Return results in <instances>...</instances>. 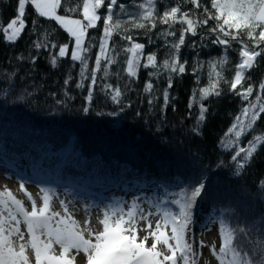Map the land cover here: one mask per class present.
<instances>
[{
  "label": "trees",
  "instance_id": "trees-1",
  "mask_svg": "<svg viewBox=\"0 0 264 264\" xmlns=\"http://www.w3.org/2000/svg\"><path fill=\"white\" fill-rule=\"evenodd\" d=\"M128 11L134 8L138 0H119ZM176 0H159L156 12L159 16ZM82 0H62V14L80 17ZM107 3V2H106ZM210 6L209 0H203ZM193 9L191 4H183L182 10ZM101 14L104 9H101ZM199 14L202 10H196ZM17 14V0H0V24L7 23ZM33 18L38 25L33 24ZM27 27L21 37L9 44L0 33V158L15 163L19 169L31 156L39 155V149L49 146L52 157H42L35 163V170L41 177L49 180L59 179L61 183L84 185L78 181L79 170L75 166H57L61 163L56 153L72 144L74 151L89 160L99 157L105 164L113 162L126 166L113 187L122 188L126 193L141 191V186H153L170 193L181 189H191L197 183L205 184V191L198 198L193 209L196 215V230L203 229L211 223L212 217L222 213L241 227H264V189L258 188L264 180V146H261L245 171L236 176L230 161L232 152L220 147V141L239 114L243 104L239 96L227 91L228 85L221 84L222 95L210 96L204 101L209 110L206 120L196 132L199 104L193 103L189 108L193 93L207 86L206 74L200 69L193 75V68L203 61L215 60L223 55L219 45L210 42L200 46L199 37L186 36V44L197 41V48L183 47L187 56L186 72L182 75L172 74L173 86L169 89L170 101L165 107L162 92L167 86V73L149 77L154 69L140 68L138 79H129L125 72L126 58L122 49L127 41L121 37L131 34L136 42L145 44L146 55L157 53V63L164 59L166 48L159 47V41L152 37L137 36L135 32H115L110 46L117 49V63L109 69V78L101 79L103 72L98 73V82L93 93L91 104L87 103L89 80L84 88H77L79 81V63L72 62L70 57L62 58L56 67L50 66L49 52L58 48L36 49L33 42L46 41L58 46L72 42L68 34L59 28L54 21L39 18L31 6H26ZM214 24V22H210ZM164 26H160L163 29ZM181 25H175L177 37ZM103 19L96 29H89L92 44L96 45L89 53V69L94 67L98 51L99 37L102 34ZM162 32V31H161ZM170 39L169 37H167ZM214 37H207L210 41ZM264 47V45H261ZM239 44L233 43L228 50L230 64L224 70L226 79L234 76V65L238 60ZM23 55L24 60L17 57ZM36 62H31L32 57ZM143 63V61H142ZM15 73V75H13ZM246 76L251 80L254 92L251 99L261 93L258 85L264 82V57L258 58L257 67ZM71 80L65 85V79ZM151 80L154 88L151 94L143 92L145 83ZM119 85L124 91L121 105L114 104L101 90L103 83ZM125 85H128L125 90ZM155 97L152 105L147 101ZM60 101V103H57ZM130 105V106H129ZM88 107V111L83 109ZM264 134V113L261 114L254 130L242 138L241 145L247 143L254 135ZM223 162V164H221ZM80 177V176H79ZM135 188V189H132ZM116 189V188H115ZM130 191V192H129ZM200 206L206 211L202 213ZM216 224V223H215ZM218 229V224H216ZM219 234V232H218ZM197 243V242H196ZM221 245V238L217 248ZM259 257V252L256 253ZM218 262V261H217Z\"/></svg>",
  "mask_w": 264,
  "mask_h": 264
},
{
  "label": "snow or ice",
  "instance_id": "snow-or-ice-1",
  "mask_svg": "<svg viewBox=\"0 0 264 264\" xmlns=\"http://www.w3.org/2000/svg\"><path fill=\"white\" fill-rule=\"evenodd\" d=\"M159 0H138L134 5L135 12H129L127 6L119 0H82L81 18H71L68 14H58L62 8V0H17V14L7 23L0 24V33L9 44H14L24 33L27 22L26 6H31L35 16L54 21L65 31L72 47L70 60L80 66L77 88L85 87L89 80L87 103L91 104L93 93L98 82V73L103 72L101 79L112 75L110 67L117 63L119 52L110 46L115 32L122 24H130L133 29H143L151 32L157 23L167 25V29L159 35L164 38V44L169 49L166 58L157 63V53L151 52L145 56V44L136 42L131 34L122 36L127 41L122 51L127 55L124 72L129 79H138L141 67L154 69L149 77L167 73V86L162 92L163 103L166 107L171 99L169 89L173 86L172 74L182 75L186 72L187 60L181 62V50L187 46L197 48V41L186 44V36L199 37L200 46L210 42L223 49V55L208 62V85L193 93L189 108L193 103L199 104L196 132L205 122L209 111L205 105L210 96L222 95L221 84L228 85L227 91L239 96L243 107L234 122L220 141V147L226 152H232L230 161L233 174L241 175L249 166L251 160L261 146H264V134H256L246 144L242 138L254 130L262 113H264V95H256L251 99L254 86L251 77L246 76L257 67L258 58L264 57V0H209L206 6L203 0H176L174 6L167 7L159 16L156 6ZM183 4L193 5V9L182 10ZM101 9L104 13L101 14ZM196 10H202L199 14ZM127 17L122 21L121 17ZM103 19L102 34L99 37L98 51L94 59V67L89 69V53L96 45L92 44L89 29H96L98 22ZM214 22V24H210ZM33 24L38 20L33 18ZM181 25L179 36L172 42L167 37H177L175 25ZM129 32L128 27L123 28ZM214 37L210 41L207 37ZM149 42H153L151 38ZM233 43L239 44L238 60L234 65V76L228 80L224 76L226 66L230 64L228 50ZM36 49H57L49 52L50 66L56 67L62 58L69 57V43L57 45L46 41L33 42ZM24 60L23 55L17 57ZM143 61V63H142ZM35 64L36 57L31 58ZM204 67L199 64L193 68V75ZM15 75V73H13ZM71 77L65 79V85ZM128 85H125L127 90ZM154 85L151 80L145 83L143 92L151 94ZM258 88L264 93V82ZM101 90L114 104L121 105L124 91L119 85L103 83ZM155 97L147 103L152 105ZM60 103V101H57ZM130 106V105H129ZM89 109L85 107L83 111ZM223 164V162H221ZM264 189V180L258 184ZM20 189L27 196L31 210L25 207V202L18 199L7 188L0 191V264H77L78 258L83 264H197L200 253L194 248L195 238L192 232L193 209L198 198L205 191L203 182L197 183L191 189H181L173 193L170 199L158 202L149 201L146 210L139 198L125 205L116 201L101 209L102 216L98 217L99 229L91 226V220L86 219L83 226L69 212L68 204L60 200L61 211L52 207L54 193L41 188L42 204L36 200L20 184ZM150 217H156L153 226ZM145 222L143 228L139 225ZM212 223L218 224L221 245L217 251L212 246V253L218 264H264V227H241L233 224L232 220L223 213L212 217ZM140 231L146 234L141 237ZM151 239V244L148 241ZM204 244L201 241L200 247ZM57 248L59 251L57 252ZM259 252V257L256 253ZM34 258V260H33Z\"/></svg>",
  "mask_w": 264,
  "mask_h": 264
},
{
  "label": "rangeland",
  "instance_id": "rangeland-1",
  "mask_svg": "<svg viewBox=\"0 0 264 264\" xmlns=\"http://www.w3.org/2000/svg\"><path fill=\"white\" fill-rule=\"evenodd\" d=\"M107 2V0H106ZM136 8L134 7L129 12H135ZM82 12V3L80 5V13ZM58 14H62L58 10ZM71 18H81V17H75L70 16ZM122 21H126L127 17H121ZM10 22V21H9ZM162 24L157 23V26L154 30L151 32H146V30L143 29H133L131 28L130 24H122V27L119 32L127 33L123 31L124 27H128L129 31L135 32L137 36H145L148 38L155 37L156 40L159 41V47L166 48L163 50V58H166V55L169 51V49L164 44V38L161 37L159 34L161 31H164L167 29V25L164 26L163 29H160V26ZM167 38L169 42H172L176 39V37H169ZM72 47V46H71ZM71 51V49H70ZM70 51H69V57H70ZM184 49L182 48L181 52V62L184 60H187V56L189 52L184 53ZM144 53L146 56V52L144 49ZM212 60V59H211ZM214 60V59H213ZM210 61V60H209ZM209 61H203V72L206 74L207 78V85H208V62ZM187 67V65H186ZM227 67V66H226ZM246 144V143H245ZM243 146V145H241ZM52 152L50 150L49 146H43L39 149V155L37 156H31L28 158V160L24 161V164L21 166V169L16 166L15 163L2 160L0 158V191L4 190L5 188L11 190L14 195L18 199H21L25 202V207H27L29 210H31L30 202L27 199V196L23 191L20 189V184L24 183V187L27 190L28 193L32 195V197L36 200L37 205L40 206L42 204L41 197L43 193H41L40 189L45 188L51 190L52 193H54V199L52 201V207L56 211H61V206L59 201L64 200L65 203L68 204L69 212L72 213L73 217L83 226L86 219L91 220V226L99 229L100 226L98 224L97 218L102 216L101 209L105 208L107 205L112 204L116 201H123L125 205L130 204V202L135 199L139 198V202L141 205L147 210L149 208L148 202L151 201L153 203L158 202L162 199H170L173 193L164 191L161 188L153 187V186H141L139 190H133L130 193H126L122 188L112 187L110 190H105L106 188H102V185L94 184L89 191L88 194H85V192L82 194L81 192L67 190V188L63 187L62 183L59 182H52L49 179H45L41 177L38 173L35 172V170H32V167L35 166L36 162H39L42 157H52ZM57 158H61V163L57 166H75L80 172V179L83 181H87L90 184L92 180L97 181L99 180V176L101 173L99 172V168L108 171V168L117 167L121 168L123 172L126 170V166L121 165L119 163L113 162L111 164H105L102 163L97 158L93 159H85L80 154L74 152L72 148L69 146L68 148H65L59 152L56 153ZM93 165L95 167L94 170L88 169V166ZM98 167V168H96ZM93 172V173H92ZM91 174L93 177H91ZM97 179V180H96ZM105 185V184H104ZM135 189V188H132ZM101 190V191H100ZM100 192V193H99ZM201 212L204 214L206 211L200 207ZM197 214H193V219H196ZM153 226H155L156 217H150ZM145 225V222H141L139 227L143 228ZM192 232L194 234L195 238V244L194 248L200 253V256L197 260V264H218L216 258L214 257L211 249L212 246L215 245V248H217V242L219 240L220 235L218 234V229L215 223H209L206 225L203 229H199V231L196 230L195 225H192ZM146 234L145 231H140L139 235L143 237ZM203 242L204 246L200 247V242ZM151 239H149L148 243L151 244ZM197 242V243H196ZM219 250V247H218ZM59 249L57 248V252ZM34 260V258H33ZM77 264H83V260L78 258Z\"/></svg>",
  "mask_w": 264,
  "mask_h": 264
},
{
  "label": "bare ground",
  "instance_id": "bare-ground-1",
  "mask_svg": "<svg viewBox=\"0 0 264 264\" xmlns=\"http://www.w3.org/2000/svg\"><path fill=\"white\" fill-rule=\"evenodd\" d=\"M98 168V167H96ZM89 171L90 170H96L93 165L88 166ZM108 171H105L101 168L97 169L101 173L99 176V180L95 181V184L103 185V186H112L114 182L118 181L120 175L123 173V170L121 168L112 167L108 168ZM93 173V172H92ZM92 175V174H91ZM105 184V185H104Z\"/></svg>",
  "mask_w": 264,
  "mask_h": 264
},
{
  "label": "water",
  "instance_id": "water-1",
  "mask_svg": "<svg viewBox=\"0 0 264 264\" xmlns=\"http://www.w3.org/2000/svg\"><path fill=\"white\" fill-rule=\"evenodd\" d=\"M99 159V157H97Z\"/></svg>",
  "mask_w": 264,
  "mask_h": 264
}]
</instances>
